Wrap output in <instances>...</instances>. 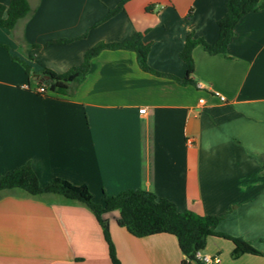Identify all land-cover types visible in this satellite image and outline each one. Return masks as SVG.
Wrapping results in <instances>:
<instances>
[{
  "label": "crops",
  "instance_id": "obj_1",
  "mask_svg": "<svg viewBox=\"0 0 264 264\" xmlns=\"http://www.w3.org/2000/svg\"><path fill=\"white\" fill-rule=\"evenodd\" d=\"M119 1L28 0V17L0 26V174L29 162L41 184H86L96 201L150 190L178 210L221 216L216 232L260 252L232 257L234 243L210 234L202 251L218 264H264V8L240 17L225 55L193 47L196 87L142 70L132 50L104 49L72 93L51 91L44 68L64 72L94 43L134 32L151 67L181 77L187 33L214 41L226 10L225 0H126L106 17ZM110 213L121 264L185 258L174 235L133 236ZM0 264L112 263L84 204L13 190L0 192Z\"/></svg>",
  "mask_w": 264,
  "mask_h": 264
},
{
  "label": "trees",
  "instance_id": "obj_2",
  "mask_svg": "<svg viewBox=\"0 0 264 264\" xmlns=\"http://www.w3.org/2000/svg\"><path fill=\"white\" fill-rule=\"evenodd\" d=\"M125 1L120 0L110 8L106 17L120 11ZM225 6V13L216 21L218 34L214 41L208 42L201 36H194L192 30L187 33L179 52V57L185 65L184 75L181 77L151 67L147 61L149 45L143 43L140 32H134L121 40L94 43L84 51L82 61L78 65L64 72L44 68L42 70L44 82L49 85L51 91L72 93L88 72L93 56L104 49H127L135 53L137 63L142 70L157 76L172 78L182 85L190 84L196 87L197 83L193 77V47L200 44L209 54L225 55L227 45L234 34V27L240 17L247 12L264 8V0H225ZM146 8L149 9V7ZM32 10L28 0H10L8 4L0 2V26L11 30L18 20L28 17ZM67 40L58 39V41ZM22 64H24L25 71L29 72V66ZM13 190L33 196L54 194L66 200L84 204L102 228L112 264H121L116 255L109 231L108 217H106L107 213L115 210L118 212L115 217L116 223L133 236L143 237L157 233L174 235L182 254L187 257L182 259L181 264H186L189 259L198 261L195 258L196 250H202L206 237L214 233L234 243L232 257H237L242 253H260L240 237L216 232L215 227L221 216L199 214L189 209L178 210L174 202L165 197H159L147 189L130 188L116 194L103 192L100 201H96L86 184H77L60 176H54L45 184H41L30 163L25 162L0 174V192Z\"/></svg>",
  "mask_w": 264,
  "mask_h": 264
},
{
  "label": "built area",
  "instance_id": "obj_3",
  "mask_svg": "<svg viewBox=\"0 0 264 264\" xmlns=\"http://www.w3.org/2000/svg\"><path fill=\"white\" fill-rule=\"evenodd\" d=\"M44 90H45L44 87L39 88V91H44ZM220 98L224 99V97L222 96ZM200 101H202V99H200ZM139 111L144 112L145 108L141 107ZM195 258L198 261H201L203 264H218L219 262V257L217 255H210V254L204 253L202 250H196Z\"/></svg>",
  "mask_w": 264,
  "mask_h": 264
},
{
  "label": "rangeland",
  "instance_id": "obj_4",
  "mask_svg": "<svg viewBox=\"0 0 264 264\" xmlns=\"http://www.w3.org/2000/svg\"><path fill=\"white\" fill-rule=\"evenodd\" d=\"M110 214H112V212Z\"/></svg>",
  "mask_w": 264,
  "mask_h": 264
},
{
  "label": "water",
  "instance_id": "obj_5",
  "mask_svg": "<svg viewBox=\"0 0 264 264\" xmlns=\"http://www.w3.org/2000/svg\"><path fill=\"white\" fill-rule=\"evenodd\" d=\"M185 258H187V257H185Z\"/></svg>",
  "mask_w": 264,
  "mask_h": 264
}]
</instances>
